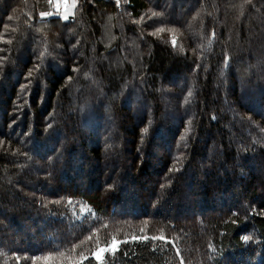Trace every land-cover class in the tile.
<instances>
[{
	"label": "trees",
	"instance_id": "1",
	"mask_svg": "<svg viewBox=\"0 0 264 264\" xmlns=\"http://www.w3.org/2000/svg\"><path fill=\"white\" fill-rule=\"evenodd\" d=\"M263 31L264 0H0V264H264Z\"/></svg>",
	"mask_w": 264,
	"mask_h": 264
},
{
	"label": "snow or ice",
	"instance_id": "2",
	"mask_svg": "<svg viewBox=\"0 0 264 264\" xmlns=\"http://www.w3.org/2000/svg\"><path fill=\"white\" fill-rule=\"evenodd\" d=\"M248 2L250 3V0H248ZM57 8H59V5H57ZM39 15H40L41 17H43V18H47V17L51 16L52 13L47 12V11H43V12H40ZM154 15H155V14H154ZM64 18L67 19V16H65ZM173 43H175V41H173ZM32 74H33L32 71H29V72H28V76H32ZM69 79H71V77H69ZM213 119H215V117H213ZM51 127H52V125L49 124V125H48V128H51ZM145 131H147V129H145ZM24 135H28V133L25 132ZM132 239H133V240H143V239H148V238H147V237H132ZM152 239H160V240H164L165 237H159V238H157V237H152ZM243 239L246 240V241H248V240H250V237H249V236H244ZM120 243H121L120 241H117V240L114 239V240L112 241V243H111L109 246H107V247H105V248H101V249H99L98 251H96V252L94 253L96 259H97V260H100V259H101V255H102V253H105V252H107V251H111V252H113V253L116 252L117 249H118V247H119V245H120ZM13 255L16 257L17 264H19V261L21 260V257H20L16 252H14ZM24 259L27 260L28 257L25 256ZM32 259L35 260V259H37V257L33 256ZM181 264H183V261H182V260H181Z\"/></svg>",
	"mask_w": 264,
	"mask_h": 264
},
{
	"label": "rangeland",
	"instance_id": "3",
	"mask_svg": "<svg viewBox=\"0 0 264 264\" xmlns=\"http://www.w3.org/2000/svg\"><path fill=\"white\" fill-rule=\"evenodd\" d=\"M113 1H117V0H113ZM53 3H54V9H56L58 12V8H57V5H59V9L60 7L62 8L61 9V12L60 15L64 18L65 16H67V18H69L72 14H73V9H74V6H75V0H53ZM170 11V10H169ZM171 12V11H170ZM170 12H167V13H170ZM172 13V12H171ZM171 15V14H169ZM260 27V26H259ZM260 40L261 39H258L257 40V43H260ZM264 43V31H263V40H261V45ZM28 43H23L21 44V47L20 48H24L25 46H27ZM264 63V60H260L256 63V67L254 66V68L252 69L253 71L256 70L257 66H260L262 70H264V65L261 66V64ZM251 92H253V90L251 89H247L246 90V94H251ZM247 101H252L253 100V95L250 96L248 99H246ZM255 105V104H254ZM249 108V107H248Z\"/></svg>",
	"mask_w": 264,
	"mask_h": 264
},
{
	"label": "crops",
	"instance_id": "4",
	"mask_svg": "<svg viewBox=\"0 0 264 264\" xmlns=\"http://www.w3.org/2000/svg\"><path fill=\"white\" fill-rule=\"evenodd\" d=\"M61 9H62L61 7H60V9L58 8L59 12H61ZM61 13H62V12H61Z\"/></svg>",
	"mask_w": 264,
	"mask_h": 264
},
{
	"label": "clouds",
	"instance_id": "5",
	"mask_svg": "<svg viewBox=\"0 0 264 264\" xmlns=\"http://www.w3.org/2000/svg\"><path fill=\"white\" fill-rule=\"evenodd\" d=\"M246 241V240H245Z\"/></svg>",
	"mask_w": 264,
	"mask_h": 264
}]
</instances>
